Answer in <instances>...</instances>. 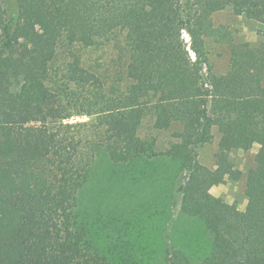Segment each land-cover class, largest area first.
I'll return each mask as SVG.
<instances>
[{
	"label": "trees",
	"instance_id": "1",
	"mask_svg": "<svg viewBox=\"0 0 264 264\" xmlns=\"http://www.w3.org/2000/svg\"><path fill=\"white\" fill-rule=\"evenodd\" d=\"M222 11L264 26V0H0V264H264V54L232 45L211 72ZM146 118L178 130L165 152L139 135ZM214 135L209 168L198 150ZM256 142L243 175L229 154ZM161 157L180 214L212 235L205 256L166 245L154 262L135 217L88 193L163 182ZM241 178L243 210L209 193Z\"/></svg>",
	"mask_w": 264,
	"mask_h": 264
},
{
	"label": "rangeland",
	"instance_id": "2",
	"mask_svg": "<svg viewBox=\"0 0 264 264\" xmlns=\"http://www.w3.org/2000/svg\"><path fill=\"white\" fill-rule=\"evenodd\" d=\"M211 24L212 27L208 30L205 39L211 72L220 75L227 71L232 45L235 47L247 45V49L264 54V26L260 23L234 16L230 11H222L213 15ZM81 119L88 120L87 117ZM173 132H178L176 127L166 131H156L152 127L150 118H146L139 128L141 137L154 136L156 138L155 151L158 153L165 152L168 148L170 141L174 139ZM217 140L218 136L214 135L211 143L199 148L200 164L214 168L215 156L218 153ZM259 146L260 142H256L249 151H232L229 154L230 161L243 175L254 167V154ZM160 159L157 168L162 170V174L156 176L167 178L163 182L155 178L152 181L153 186L144 185L143 182L131 185L120 181L117 183L115 178L116 184L111 185L110 188V180L107 178L97 183L96 179H93L88 193L92 196L93 202L104 201L108 205L118 202L122 205L125 216L135 217L136 228L141 229L143 233L140 238L145 244L146 256H150L154 262L164 259L166 245H171L181 252L194 250L196 258L205 256L210 251L212 235L205 229L202 222L180 214L177 194L179 173L176 174L177 177H173L176 170L174 162L163 157ZM114 171L117 172V169ZM106 174L109 176L111 173L106 170ZM209 193L227 203L235 204L239 210L245 207L243 178L239 181L225 179L212 186Z\"/></svg>",
	"mask_w": 264,
	"mask_h": 264
}]
</instances>
